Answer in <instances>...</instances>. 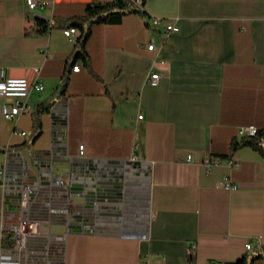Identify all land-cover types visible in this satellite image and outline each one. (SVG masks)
I'll return each mask as SVG.
<instances>
[{"label":"crops","instance_id":"1","mask_svg":"<svg viewBox=\"0 0 264 264\" xmlns=\"http://www.w3.org/2000/svg\"><path fill=\"white\" fill-rule=\"evenodd\" d=\"M107 1L55 0L57 25L37 35L24 0H0V71L44 85L14 119L0 97V168L12 185L5 192L0 179V236L17 182L62 174L84 222L68 232L65 264H189L196 242L199 264H235L251 255L247 241L264 247V158L230 150L239 126L264 129V0H144L146 16L90 27L87 64L75 72L81 32L64 29L84 4ZM170 23L178 30L165 38ZM144 195L145 220L130 222L137 233L118 232Z\"/></svg>","mask_w":264,"mask_h":264},{"label":"built area","instance_id":"2","mask_svg":"<svg viewBox=\"0 0 264 264\" xmlns=\"http://www.w3.org/2000/svg\"><path fill=\"white\" fill-rule=\"evenodd\" d=\"M25 9L28 13L42 12L52 19L55 0H24ZM161 17H154L152 25H160ZM151 25V24H150ZM178 30L174 23L167 24L164 29L165 38ZM78 29L70 27L64 29L67 37L73 38ZM150 53H156L157 46L154 41L146 46ZM83 62L77 61L72 69L81 71ZM40 73V68H36ZM161 74L153 71L148 82L158 84ZM32 89L42 91L44 85L39 81L30 83L27 78L9 77L2 69L0 71V97L4 99L1 112L4 118L14 119L17 116L30 113L28 97ZM138 119H143L140 113ZM257 127L254 125L239 126L237 136L255 135ZM78 156L86 155V145L81 142L77 148ZM135 159V158H134ZM214 164L213 159L208 161ZM1 186L5 192L11 187L6 174L0 168ZM12 194V193H10ZM15 209L9 214L8 219L3 221L0 236V264H65L66 237L71 227L77 223H84L77 219L80 213L77 210L76 200L78 194L73 190L71 183L62 174L50 176L46 183L41 181L17 182V190L12 194ZM54 226H64V232H53ZM254 241L245 243L246 250H252ZM198 243H192L188 251V263L199 264Z\"/></svg>","mask_w":264,"mask_h":264},{"label":"trees","instance_id":"3","mask_svg":"<svg viewBox=\"0 0 264 264\" xmlns=\"http://www.w3.org/2000/svg\"><path fill=\"white\" fill-rule=\"evenodd\" d=\"M143 6L144 0H111L107 2L84 4V13L80 16L72 17V22L70 24V26L78 28L81 32L77 40L78 48L76 51V62L81 60L83 65L85 63L87 64V56L84 47L90 35V27L93 24L118 23L124 16L132 13H140L141 15L146 16ZM35 20L37 22V29L29 33L46 35L57 25L55 16L52 19L47 20L36 17ZM41 113L42 111H36L33 113L34 126L32 139H36L41 133ZM244 146L252 147L264 158V129H257L255 135L243 136L240 139L235 137L230 144V150L235 151ZM259 258H264V247L259 249V246L255 244L252 248L251 255L245 254L238 259L235 264H253L255 260Z\"/></svg>","mask_w":264,"mask_h":264},{"label":"rangeland","instance_id":"4","mask_svg":"<svg viewBox=\"0 0 264 264\" xmlns=\"http://www.w3.org/2000/svg\"><path fill=\"white\" fill-rule=\"evenodd\" d=\"M134 158L135 157H133V159ZM124 195H126V193H123L121 195V197H124ZM129 205L133 206V208H134V209L133 208L131 209L133 211L130 210V211L126 212L128 214V218H127L128 223H126V225L128 224L129 227H124V226H126L124 224V226L122 227L121 230H119L118 228L117 229H118V232L122 231L123 233L135 234V233H137V230L134 227L135 223H130V222H133L134 218H136V217H139L141 219L145 218L146 211H147V209H146L147 208V200H146L145 195L142 197H137L135 199V201L130 200ZM134 210L136 212L135 214H134ZM140 224L145 225V221H144V223H140Z\"/></svg>","mask_w":264,"mask_h":264},{"label":"water","instance_id":"5","mask_svg":"<svg viewBox=\"0 0 264 264\" xmlns=\"http://www.w3.org/2000/svg\"><path fill=\"white\" fill-rule=\"evenodd\" d=\"M30 15L32 17H34V18L38 17V18H41V19H44V20L48 19V16L45 13L38 12V11L37 12H32ZM23 155L28 158L29 162H31V159H30V156H29V151H24ZM64 231H65V227L64 226H60V227L59 226H54L53 227V232H64Z\"/></svg>","mask_w":264,"mask_h":264}]
</instances>
